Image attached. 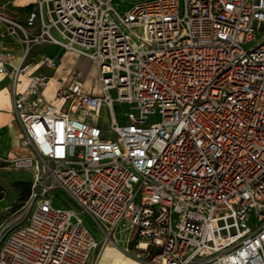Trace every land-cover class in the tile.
Masks as SVG:
<instances>
[{
	"label": "built area",
	"instance_id": "2783aa9c",
	"mask_svg": "<svg viewBox=\"0 0 264 264\" xmlns=\"http://www.w3.org/2000/svg\"><path fill=\"white\" fill-rule=\"evenodd\" d=\"M113 1L34 0L20 18L0 2L26 148L0 163L30 174L0 264H90L81 215L104 241L127 231L139 264H264V0ZM42 44L86 57L94 82L43 73L58 62L31 56Z\"/></svg>",
	"mask_w": 264,
	"mask_h": 264
},
{
	"label": "rangeland",
	"instance_id": "374dc122",
	"mask_svg": "<svg viewBox=\"0 0 264 264\" xmlns=\"http://www.w3.org/2000/svg\"><path fill=\"white\" fill-rule=\"evenodd\" d=\"M19 1V4H16L15 0H0L5 11L15 13V15L20 18L28 9L33 7L34 0ZM137 1L138 0H114L113 6L121 13ZM62 52L63 51L61 50V54H63ZM79 57H81V55H79L78 58ZM65 58L66 57L63 56V62L65 61ZM77 67L88 84L94 82V71L91 65L80 60L77 63ZM72 73H75V70H72ZM5 82L6 81H3L1 84H4ZM109 94L111 97H114L115 91L110 90ZM1 100L3 102L6 101L5 92L1 94ZM127 110L128 107L125 104L118 105L116 108L118 116H121L122 113ZM101 116L102 120L105 121V117L107 116L105 107L102 109ZM103 123V126L105 127L107 124L106 121ZM11 136L9 130H7L6 133L2 132L0 146L8 144L7 140L11 138ZM11 152H14L13 148H11ZM29 179V173L7 170L2 167V163H0V229L2 227H11L17 221L20 214L18 208L21 203L19 198L23 196ZM51 205L56 208L63 207L78 212L76 206L69 202L67 197L61 192H56L53 195ZM81 217L84 225L97 242L96 248L93 249L90 254V264H139L142 252L135 248L134 240L128 236L127 231L117 230L107 241H104V235L102 232L96 228L87 217L83 215H81ZM251 224L253 225V223ZM137 253L139 254V257H135Z\"/></svg>",
	"mask_w": 264,
	"mask_h": 264
},
{
	"label": "crops",
	"instance_id": "0c3cea01",
	"mask_svg": "<svg viewBox=\"0 0 264 264\" xmlns=\"http://www.w3.org/2000/svg\"><path fill=\"white\" fill-rule=\"evenodd\" d=\"M19 0H15L16 4H19ZM24 15V14H23ZM22 15V16H23ZM13 46L11 41L7 37L0 36V48L1 47H9ZM15 53L19 52L18 47L13 46ZM61 48L56 45H47L42 44L36 46L32 50L33 57L37 58L41 54H49L54 56L57 59L58 67L56 70H50L46 68H41L40 70L50 76H53L56 79L61 80V78H66L72 70L75 72H79L77 63L80 60L85 61L88 65H91L87 58L83 56L79 57V55L71 52V51H64L62 50L63 54H61ZM63 56H65V61L63 62ZM80 73V72H79ZM81 74V73H80ZM82 76V75H81ZM3 81H6L4 84H1ZM24 82V81H23ZM23 83L20 85L22 86ZM10 86H11V79L8 76H0V139L2 137V132H7L9 130L11 132V138L7 140L5 146H0V156L5 157L7 154H14V153H21L25 152L26 148L20 145V141L18 139V126L14 121V115L12 113V103H11V95H10ZM5 92L6 101L3 102L1 100V94ZM94 92H98L97 90ZM11 148L14 149V152H11Z\"/></svg>",
	"mask_w": 264,
	"mask_h": 264
},
{
	"label": "trees",
	"instance_id": "16d2710c",
	"mask_svg": "<svg viewBox=\"0 0 264 264\" xmlns=\"http://www.w3.org/2000/svg\"><path fill=\"white\" fill-rule=\"evenodd\" d=\"M28 191H29V187H28V182H27V187L25 189V192H24L23 196L19 198L20 202H22L24 200V198L27 196Z\"/></svg>",
	"mask_w": 264,
	"mask_h": 264
},
{
	"label": "bare ground",
	"instance_id": "6f19581e",
	"mask_svg": "<svg viewBox=\"0 0 264 264\" xmlns=\"http://www.w3.org/2000/svg\"><path fill=\"white\" fill-rule=\"evenodd\" d=\"M86 58V57H85ZM144 246V244L143 243H141L140 245H139V247H143ZM135 257H139V255L137 254Z\"/></svg>",
	"mask_w": 264,
	"mask_h": 264
}]
</instances>
